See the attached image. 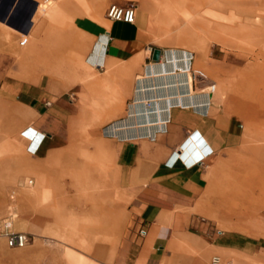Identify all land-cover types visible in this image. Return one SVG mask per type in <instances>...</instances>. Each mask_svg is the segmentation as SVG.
Listing matches in <instances>:
<instances>
[{"label":"crops","instance_id":"1","mask_svg":"<svg viewBox=\"0 0 264 264\" xmlns=\"http://www.w3.org/2000/svg\"><path fill=\"white\" fill-rule=\"evenodd\" d=\"M76 23L94 37L90 60L99 75H105L108 67L104 77L116 82L110 89L125 83L115 117L93 123L100 135L107 126L109 157L104 165L99 162L101 149L88 143L85 133L82 138L71 130L73 124L91 119L90 90L55 93L26 83L14 93L0 89V109L14 110L13 138L27 149L31 172L40 171L45 178L35 186L50 191L46 205H68L61 216L66 221L85 216L94 221L81 224L78 233L85 241L75 239L77 251L98 264H208L213 254L222 255L224 264H264L260 237L225 234L213 230V223L209 227L215 192L228 188L221 180L224 167L248 137L236 119L215 111L208 79L199 76V80L192 72L191 83L185 75L184 82L166 84L165 75L181 70L155 72L171 48L156 43L144 8L136 6L134 23L112 21L107 12L100 22L85 16ZM98 43L102 45L96 48ZM155 49L162 50L159 61L153 59ZM137 56L139 62L131 64ZM188 56L191 69L196 55ZM1 60L10 57L0 56ZM121 69L126 73L120 74ZM31 127L37 130L33 139L21 133ZM75 134L78 144L72 143ZM187 141L203 153H193L190 163L179 157ZM80 146L93 156L90 161ZM35 196L42 198V193ZM123 219L129 223L119 231L118 221ZM191 225L204 232L190 230Z\"/></svg>","mask_w":264,"mask_h":264},{"label":"rangeland","instance_id":"2","mask_svg":"<svg viewBox=\"0 0 264 264\" xmlns=\"http://www.w3.org/2000/svg\"><path fill=\"white\" fill-rule=\"evenodd\" d=\"M34 1L40 10H45L49 14L59 2L58 0ZM172 1H174L173 5L171 0H105L106 6L103 10V17L105 18L107 9L112 3H133L137 8L148 10L151 30L157 36L155 40L157 44L171 48L169 51L179 50L196 55L195 65L193 68L191 67V71L202 72L208 79L209 86L212 84L217 86L216 91L212 92L216 107L215 111L225 117L236 119L239 125L243 126L240 129L244 133V138L248 137L247 140L245 139L243 147L231 154L232 160H229L232 162L229 161L230 163L224 167L223 176H225L221 180L226 181V185L229 182L230 185L235 186L219 189L220 191L216 190L215 201L218 202L213 206L214 212L211 216L214 219L210 221L209 227L213 223V230L218 229L219 232L222 231L225 234L260 237L264 243V43L261 40L263 38L260 34H248L242 37H236L229 32L217 31V34L199 25L197 29H193L183 21L182 11L192 14H195V12L202 13L204 10L212 9V7L223 6L222 0ZM179 24L182 28L186 25L190 27L187 32L182 33V42L179 41V30L176 29ZM166 28L168 29L166 30ZM87 36L88 44L83 50L82 65L77 69L75 75L71 71H67L55 76V78L62 80L65 85L56 80L49 82L50 80L45 79L46 76L43 75L42 71H40V75L38 74L33 79L26 80L22 76L21 67L17 64L14 55L10 54L8 50L9 47L20 50L19 42L13 41L11 44L4 42L6 46H3V41H0V56L10 57V60L0 61V89H6L14 93L22 84L29 83L37 85L42 90H50V92L55 93L74 92L80 89L90 90L92 93L91 119L83 125L73 124L71 130L77 135L82 134V138L86 134L88 143L91 141L92 135H94L93 137L97 136L98 147L100 146L98 150L101 149L99 151L101 155L99 162L104 165V161L109 157L108 141L104 136V129L107 126L101 130L102 134L100 135L99 129L95 128L93 123L97 119L105 117V114H97L94 107L98 101L103 100L110 86L116 84V82L109 81V79L105 83L91 82L93 79H101L107 75L108 67H106L105 75H99V71L95 67L85 62L86 52L94 39V37ZM196 74L199 79L200 75ZM201 78L205 79L204 77ZM222 83H225L229 88L227 89V96L225 91L220 89ZM123 84L125 83L123 82ZM200 86L201 84L198 81L199 90ZM232 90L234 91L232 92ZM243 102L257 106V111L252 113L241 109L239 104ZM124 106L125 104H123ZM13 122L14 110L2 107L0 109V264H98L87 258L82 251H77L78 248L75 245V239L85 241L78 230L81 229V224H87L89 221L94 223L91 217L85 216L83 220L66 221L61 216L63 208L66 212L68 211V205H58V208L56 205L47 206V200L51 197L49 192H43L42 198L30 194L31 191L27 189L38 185L39 174L34 170L33 172L19 173L13 181H7L9 174H12L11 171L18 168L19 164L28 165L27 163H31V157L27 154L25 146L13 138L15 134ZM88 129L92 130V135L87 134ZM76 134L74 137L76 140L72 142L74 144H78L79 136H76ZM79 142L83 143L84 141ZM72 148H75V146L72 145ZM80 149L86 160L90 161L93 158L87 148L80 146ZM249 173H256L259 179L252 180L251 176H248ZM44 175L46 174L44 173ZM247 177L250 179H247ZM30 180H34L35 184H30ZM108 182V177H105V187L109 186ZM246 182L247 184L249 182V186ZM238 184L241 187L238 188ZM95 186L98 190L97 184ZM12 192L15 194L12 195ZM234 202L237 203V206H232ZM228 207L230 210H228ZM58 209L60 215L57 212ZM53 212L55 214V216L53 215L54 221L51 220ZM13 213L16 214V217L12 215ZM7 221L12 222L14 231L30 233L31 239L26 246L11 248L7 245L6 239L2 235V229ZM19 221L23 223V226L19 225ZM201 222L205 223L204 220H201ZM128 223L125 219L119 220V231L126 228ZM201 228L200 226H190V230L199 234L204 232V228ZM120 238L121 236L118 237V240ZM200 254L198 253V256H201ZM216 256L220 258L219 264L226 262L222 255L213 254L208 264H213V258ZM248 262L249 264H255L251 261Z\"/></svg>","mask_w":264,"mask_h":264},{"label":"bare ground","instance_id":"3","mask_svg":"<svg viewBox=\"0 0 264 264\" xmlns=\"http://www.w3.org/2000/svg\"><path fill=\"white\" fill-rule=\"evenodd\" d=\"M58 1L59 2L57 6L54 8L51 14H49L45 10H40L34 0H0V41L1 42L3 41V46L7 42H9V44H11L13 41L19 42L21 46L20 50L14 47L12 48L6 47V48H8L10 54L14 55L17 64L21 67L22 76L26 80L33 79L38 74L40 75V71H42L43 75L46 76L45 79L50 80L49 82H54V80H56L59 81V83L65 85V83L62 80L55 78V76L57 74L66 73L67 71H71L73 75H75L77 69H79L82 65L81 62L83 57V50L88 44V36L86 33H84L78 28L76 19L78 17L88 16L98 22L103 20L102 14L106 6L105 0H58ZM222 1H223L222 3L224 4L223 6L212 7V9L204 10V12L202 13L195 12V14H192L182 11L183 21H185L186 24L192 27L193 29L195 28L197 29V27L201 26L203 28H207V30L209 29L213 33H217V31L223 33L229 32L232 35H235L236 37H242L248 34H252V35L260 34L263 38L261 40L264 43V0H222ZM171 3L173 5L174 1L171 0ZM187 25L182 28L181 24H179L176 27V29L178 28L179 30L178 38L180 42L183 41L182 33L187 32V29L190 28ZM167 29L168 28H166V30ZM94 43H95V39L91 41L89 45V49L86 52V56H85V62L93 67L95 66L92 64V60H90L91 58L90 52L93 48ZM101 45H102L101 43H98L96 48L100 47ZM188 54H189L188 52H183L179 50L169 51L167 53V56H165L167 59H165V61L157 68L155 67L156 68L155 72L166 73L167 71H174L175 69L178 68L181 70L180 73H174L171 77H169L170 75L169 76L165 75L164 80L167 81L166 84H169V80H172V82L173 81L184 82L185 78H183V76L185 75L187 76L188 81L191 83L193 76L190 66L188 64L189 62ZM139 58L140 57L137 56L131 62V64H135L139 62ZM118 72L120 74H125L126 69H121ZM107 81L108 78L104 77L103 79L102 78L93 79V81L91 82H95L98 84L102 82L105 83ZM122 88H124V84L123 82H119V86L117 87V89H112V88L109 89L105 94L103 100H100V102L98 101L95 104L94 110H96V113L105 114L106 118L105 117L104 118L108 120L115 117L116 114L115 111L119 105V101L122 98V93H121ZM216 88L217 86L215 84H212L207 88V91L215 92ZM220 89L221 90L223 89L225 91V95L227 96V89L229 88L225 83L221 84ZM233 91L234 90H232V92ZM239 107L246 111L247 110L249 112L251 111L252 113L257 111V106L245 102L240 103ZM31 128L32 129L29 128L24 129L22 133H24L28 138L33 139L37 134V130L34 129L33 127ZM87 134L92 135L93 134L92 130L88 129ZM93 136L94 135H92L90 142L94 144L98 149L100 148V146L98 147L99 143L97 136L95 137ZM193 153H198L200 155H203V153L191 141H187L184 145V148L182 149V152L179 154V157L190 163ZM229 159L232 160V157H230ZM27 164L28 165L19 164L17 166L18 168H16L14 171H11L12 174L11 175L9 174L7 181H13L17 177V174L19 173L31 171V169H33L31 167L32 164L31 163H27ZM38 174H39L38 183H40L42 179L44 180L45 178L42 177L40 171L38 172ZM249 174L250 175L248 176H251L252 180L259 179L256 173H249ZM228 176L227 178H229ZM248 178L249 177H247V179ZM247 185L249 186V182ZM98 186L99 185L97 184V187ZM227 186L229 188L230 187L233 188L235 185L234 186L230 185L229 182H227ZM239 187H241V185L238 184V188ZM27 190L31 191L30 194L33 193L34 195H38L41 193L43 194V192L50 193L48 189L39 188V186H35ZM14 194L15 193L12 192V195ZM231 198L233 199V197ZM236 204L237 203L234 202L232 206ZM228 210H230L229 207ZM12 215L16 217L15 213H13ZM232 218L234 217L232 216ZM19 225L23 226V223L19 221Z\"/></svg>","mask_w":264,"mask_h":264},{"label":"built area","instance_id":"4","mask_svg":"<svg viewBox=\"0 0 264 264\" xmlns=\"http://www.w3.org/2000/svg\"><path fill=\"white\" fill-rule=\"evenodd\" d=\"M107 18L112 21H123L126 23H134L136 18V6L135 4H129L126 6H121L117 4H112L107 10ZM200 77L206 78V76L198 71L196 72ZM30 184L33 180L29 181ZM141 233L145 234L142 230ZM2 235L5 237L7 245L11 248H22L30 242V235L22 231H14L12 229V222L7 221L2 229ZM220 258L218 256L213 258V264H219Z\"/></svg>","mask_w":264,"mask_h":264},{"label":"water","instance_id":"5","mask_svg":"<svg viewBox=\"0 0 264 264\" xmlns=\"http://www.w3.org/2000/svg\"><path fill=\"white\" fill-rule=\"evenodd\" d=\"M161 54H162L161 49H155L153 53V59L159 61L161 59Z\"/></svg>","mask_w":264,"mask_h":264}]
</instances>
